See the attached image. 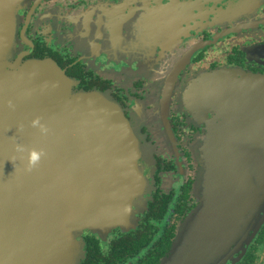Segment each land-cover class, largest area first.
<instances>
[{"label":"water","instance_id":"water-1","mask_svg":"<svg viewBox=\"0 0 264 264\" xmlns=\"http://www.w3.org/2000/svg\"><path fill=\"white\" fill-rule=\"evenodd\" d=\"M33 1L0 0V264H80L79 238L87 230L137 222L150 194L153 157L111 95L78 91L51 60L16 58L19 11ZM207 81L206 94L186 96L213 106L236 97L239 107L259 93L258 106H250L264 122V78L223 70ZM172 94L168 85L163 119ZM225 131L214 130L203 144L211 151L197 187L199 206L163 264H226L264 225V151H212L250 147L247 136Z\"/></svg>","mask_w":264,"mask_h":264},{"label":"flooded vegetation","instance_id":"flooded-vegetation-1","mask_svg":"<svg viewBox=\"0 0 264 264\" xmlns=\"http://www.w3.org/2000/svg\"><path fill=\"white\" fill-rule=\"evenodd\" d=\"M15 54L55 62L78 91L111 95L153 157L150 194L137 222L87 230L79 238L80 264H163L180 226L199 206L206 160L196 153L211 151L203 144L214 130L247 136L250 147L212 151H264L263 142L252 140L264 138V122L250 106H258L259 93L239 100V107L236 97L213 106L199 96L192 109L183 99L197 87L206 94L215 72L264 78V0H35L19 11ZM168 85L173 94L163 119ZM263 262L264 225L226 264Z\"/></svg>","mask_w":264,"mask_h":264},{"label":"rangeland","instance_id":"rangeland-1","mask_svg":"<svg viewBox=\"0 0 264 264\" xmlns=\"http://www.w3.org/2000/svg\"><path fill=\"white\" fill-rule=\"evenodd\" d=\"M196 91H198V87L197 89H195ZM191 91H194V90H191ZM184 96H181V99L183 98ZM184 103H186V105H188V108L192 109V106L193 104H195V101L194 100H190L189 97L185 96L184 98ZM206 103H204L203 105H205ZM193 114V113H192ZM202 148V146H201ZM201 152V155H206L205 151H197L196 155H197V159L200 161V156H199V153ZM204 164V170L201 172V175H199V183H201V179L202 177L205 176V174L207 173V170H205V167H206V162L203 163ZM199 183L197 184V186L199 185ZM184 224V223H183ZM176 240V239H175Z\"/></svg>","mask_w":264,"mask_h":264}]
</instances>
